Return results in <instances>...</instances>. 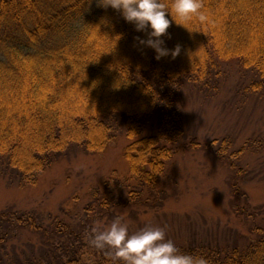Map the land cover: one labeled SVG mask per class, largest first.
Listing matches in <instances>:
<instances>
[{"label":"trees","instance_id":"16d2710c","mask_svg":"<svg viewBox=\"0 0 264 264\" xmlns=\"http://www.w3.org/2000/svg\"><path fill=\"white\" fill-rule=\"evenodd\" d=\"M202 2L208 19L190 30L173 22L165 46L180 52L157 59L137 39L146 33L104 0H0V177L34 185L68 149L102 151L121 130L135 181L120 184L121 197L93 200L76 225L0 211V264H123L90 245L97 213L153 207L177 157L198 147L231 173L229 205L252 239L236 234L224 247L193 236L175 244L208 264H264V224L255 220L263 208L241 205L239 167L225 142L187 137L182 103L185 92L220 82L230 64L251 91L264 93V0Z\"/></svg>","mask_w":264,"mask_h":264},{"label":"rangeland","instance_id":"374dc122","mask_svg":"<svg viewBox=\"0 0 264 264\" xmlns=\"http://www.w3.org/2000/svg\"><path fill=\"white\" fill-rule=\"evenodd\" d=\"M230 65L222 72L225 77L208 90L184 93L185 130L187 137L199 144L225 142L226 154L239 167L236 181L241 205L249 206L251 212L262 207L255 220L264 224V93L251 91L248 81L241 80L244 73L235 64ZM129 143L120 130L116 140L102 151L68 149L37 174L34 185L0 177V211L33 212L45 226L54 219L76 225L93 200L111 194L121 197L125 187L121 183L135 185L124 157ZM223 166L199 147L182 152L160 184L153 207L117 206L97 213L94 224H90L91 232L104 230L121 217L130 231L145 225L161 226L173 241L194 236L212 246L226 247L236 234L251 240L246 220L233 213L229 205L231 173Z\"/></svg>","mask_w":264,"mask_h":264},{"label":"clouds","instance_id":"9594fccd","mask_svg":"<svg viewBox=\"0 0 264 264\" xmlns=\"http://www.w3.org/2000/svg\"><path fill=\"white\" fill-rule=\"evenodd\" d=\"M104 7L119 11L125 21L133 23L141 45L155 50L156 58L179 54L180 46L168 49L165 36L173 22L189 29L195 20L208 19L202 0H104ZM190 30V29H189ZM96 249H108L111 256L123 264H208L203 257L182 252L175 242L167 237L164 227L145 225L130 231L121 217L113 219L104 230H93L89 239Z\"/></svg>","mask_w":264,"mask_h":264}]
</instances>
